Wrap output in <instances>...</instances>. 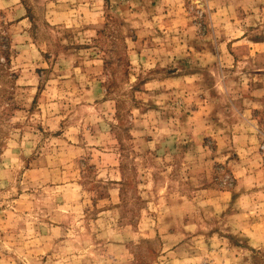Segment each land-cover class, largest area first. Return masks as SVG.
I'll list each match as a JSON object with an SVG mask.
<instances>
[{"label": "rangeland", "instance_id": "obj_1", "mask_svg": "<svg viewBox=\"0 0 264 264\" xmlns=\"http://www.w3.org/2000/svg\"><path fill=\"white\" fill-rule=\"evenodd\" d=\"M152 1L0 0V264H264V0Z\"/></svg>", "mask_w": 264, "mask_h": 264}, {"label": "crops", "instance_id": "obj_2", "mask_svg": "<svg viewBox=\"0 0 264 264\" xmlns=\"http://www.w3.org/2000/svg\"><path fill=\"white\" fill-rule=\"evenodd\" d=\"M170 2H175V0H153L152 3L157 5V6H165L167 5V3ZM157 11V10H156ZM168 12V10H164L162 12H152L151 16L147 17V20H149L153 25H155V23L160 24V23H166V21L168 20V16L166 15V13ZM149 18V19H148ZM148 27H155L152 25H148Z\"/></svg>", "mask_w": 264, "mask_h": 264}, {"label": "trees", "instance_id": "obj_3", "mask_svg": "<svg viewBox=\"0 0 264 264\" xmlns=\"http://www.w3.org/2000/svg\"><path fill=\"white\" fill-rule=\"evenodd\" d=\"M10 53V42L7 36L0 34V66H4L8 62V55Z\"/></svg>", "mask_w": 264, "mask_h": 264}]
</instances>
